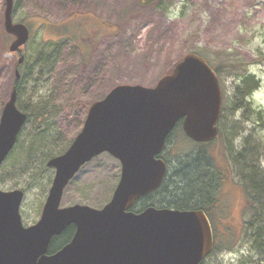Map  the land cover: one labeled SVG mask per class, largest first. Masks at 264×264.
Here are the masks:
<instances>
[{
    "label": "rangeland",
    "instance_id": "374dc122",
    "mask_svg": "<svg viewBox=\"0 0 264 264\" xmlns=\"http://www.w3.org/2000/svg\"><path fill=\"white\" fill-rule=\"evenodd\" d=\"M13 5V23L25 25L29 39L20 54L8 52L13 37L4 30L5 0H0V114L13 89V67L24 55L23 103L48 99L57 109L51 119V151L74 139L89 106L117 86L152 89L188 54L217 71L225 111L216 140L193 143L180 126L181 132L166 141L169 153L162 154L174 180L180 169L199 160L215 173L209 189L212 209L191 210L204 213L212 233V251L203 264H264V249L251 241L252 212L241 181L245 173L236 159L253 151L247 157L251 168L264 174V128H256L243 111H232L236 88L245 77L258 83L248 98L250 111H264V0H14ZM44 44L54 50L52 65L37 76L33 64ZM30 131L26 124L17 140L20 147L0 170V191L23 193L24 226L40 218L54 176L48 168L25 190L20 187L25 180L14 182L19 171L13 165L22 161L20 151L28 147ZM119 177L118 161L107 154L95 157L68 184L61 208H102Z\"/></svg>",
    "mask_w": 264,
    "mask_h": 264
},
{
    "label": "water",
    "instance_id": "95a60500",
    "mask_svg": "<svg viewBox=\"0 0 264 264\" xmlns=\"http://www.w3.org/2000/svg\"><path fill=\"white\" fill-rule=\"evenodd\" d=\"M12 11L13 0H5L3 26L14 37L8 50L17 53L29 32L23 24L13 23ZM22 61L20 56L18 65ZM221 108L217 76L194 54L186 55L152 89L121 85L92 103L68 149L46 164L54 176L35 225H22L21 191H0V264H200L213 247L202 211L131 209L160 188L167 167L159 156L175 125L182 121L184 134L196 143L211 142L217 137ZM26 119L16 107L13 89L0 116V167ZM102 154L120 164L110 201L101 209L61 208L68 184ZM70 226L74 234L69 243L48 255L52 239Z\"/></svg>",
    "mask_w": 264,
    "mask_h": 264
},
{
    "label": "trees",
    "instance_id": "16d2710c",
    "mask_svg": "<svg viewBox=\"0 0 264 264\" xmlns=\"http://www.w3.org/2000/svg\"><path fill=\"white\" fill-rule=\"evenodd\" d=\"M14 10L15 8L13 9V13ZM43 50L44 51L39 55V58L38 56H36L37 58L35 57L33 64V66L39 69L37 76L44 73V71L52 65L50 62L52 57L51 52L54 50L51 46H45V44L43 46ZM26 61L27 58H24L23 55L22 63L20 65H18L17 62L15 63L13 72L17 70L19 77L16 80L14 74L12 87L16 90L17 109L26 115L27 119L25 125L29 124L31 129L28 133V147H25L23 151H20L22 152V161L20 163L16 162L15 165H13V170L17 169L19 171V175L15 177L17 179H14V182L17 184V181L19 180L26 181L25 185H20L21 189H26V187L29 189L31 187V182L33 185H36V182L43 177L41 172L48 169L46 166L47 162L51 158L63 154L73 140L70 139L65 142L59 149H54L52 151V148L47 149L50 139L49 133L52 127L51 119L53 115L57 113V109L48 99L40 98L37 103H31L28 101L23 103L22 100L26 99H24L25 92L22 87L27 74L22 73V68ZM214 72L217 74V71ZM251 80L252 79H249V77H245L241 80L240 85L237 86L236 95L234 96V100L232 102V111H243L247 120H249L256 128H264V111L253 113L249 108L250 103L248 98L258 85L257 82H252ZM224 111L225 108L223 107L221 112ZM24 127L22 131L24 130ZM179 127L180 125H177L171 135L176 133V131L181 132V128ZM55 140L57 141L59 138H56ZM16 145L17 142L14 149L20 147H17ZM165 150L169 153V151L165 148L163 154L166 152ZM252 152H248L250 155H246L247 152H241L236 159L241 164L239 170L245 173V176L242 177L241 181L243 182L244 193L250 201L248 202L249 206H247L251 207L252 212L251 221L249 222V229L253 232L251 241H253L254 244H261L264 249V174H257L258 172L254 170L253 167L251 168L252 165L249 163L248 159L252 156ZM12 154L13 153L11 152L7 159L11 158ZM163 154L161 155V158L164 160L166 157H164ZM7 159L6 161H8ZM5 162L3 165L6 164ZM200 162H202V160H199V162H195L194 164H188L185 168L180 169V174L177 175L175 180L172 175H169V171H167L161 187L154 194L142 198L139 202H137V204H135L131 211L141 212L145 208L153 207L157 209H171L179 211L198 209L205 211L206 213L210 212L212 204H214L215 201L212 202V194H209V189L211 181L213 180L216 182L214 179L215 173L212 171L210 174L207 168H205ZM156 196H161V198L154 202L151 198ZM254 207H256L258 211H255ZM73 234L74 227L70 226L60 236L52 239L49 246V253H53L69 243ZM216 248H218L217 244L214 245V249ZM201 264H203V262Z\"/></svg>",
    "mask_w": 264,
    "mask_h": 264
},
{
    "label": "flooded vegetation",
    "instance_id": "af4514ba",
    "mask_svg": "<svg viewBox=\"0 0 264 264\" xmlns=\"http://www.w3.org/2000/svg\"><path fill=\"white\" fill-rule=\"evenodd\" d=\"M51 242H52V241H51ZM50 244H51V243H50ZM59 249H60V248H59ZM59 249H58V250H59ZM58 250H56V251H58ZM56 251H54L53 253H55ZM49 254H50V253H49Z\"/></svg>",
    "mask_w": 264,
    "mask_h": 264
}]
</instances>
